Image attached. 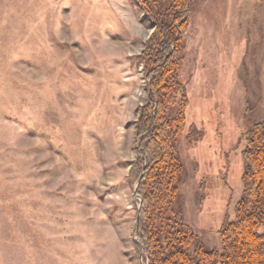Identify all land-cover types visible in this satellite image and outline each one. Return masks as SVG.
Listing matches in <instances>:
<instances>
[{
    "label": "rangeland",
    "instance_id": "obj_1",
    "mask_svg": "<svg viewBox=\"0 0 264 264\" xmlns=\"http://www.w3.org/2000/svg\"><path fill=\"white\" fill-rule=\"evenodd\" d=\"M188 15L176 214L220 249L245 115L264 122V0H192ZM155 30L135 0H0V264H144L133 172Z\"/></svg>",
    "mask_w": 264,
    "mask_h": 264
},
{
    "label": "trees",
    "instance_id": "obj_2",
    "mask_svg": "<svg viewBox=\"0 0 264 264\" xmlns=\"http://www.w3.org/2000/svg\"><path fill=\"white\" fill-rule=\"evenodd\" d=\"M135 1L156 28L141 56L149 96L137 122L140 157L133 172L143 263L264 264V122L245 115L243 197L233 220L218 230L221 248H208L176 214L186 175L178 148L188 102L178 57L192 0ZM175 106L178 112L171 115Z\"/></svg>",
    "mask_w": 264,
    "mask_h": 264
},
{
    "label": "water",
    "instance_id": "obj_3",
    "mask_svg": "<svg viewBox=\"0 0 264 264\" xmlns=\"http://www.w3.org/2000/svg\"><path fill=\"white\" fill-rule=\"evenodd\" d=\"M139 218H140V217H139ZM143 253H144V252H143ZM143 253H142V254H143Z\"/></svg>",
    "mask_w": 264,
    "mask_h": 264
}]
</instances>
